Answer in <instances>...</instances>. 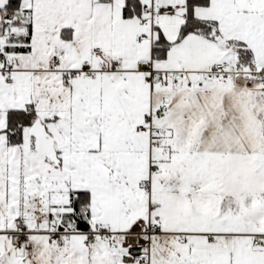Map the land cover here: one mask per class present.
<instances>
[{"label": "snow or ice", "instance_id": "obj_1", "mask_svg": "<svg viewBox=\"0 0 264 264\" xmlns=\"http://www.w3.org/2000/svg\"><path fill=\"white\" fill-rule=\"evenodd\" d=\"M0 264H264V0H0Z\"/></svg>", "mask_w": 264, "mask_h": 264}]
</instances>
